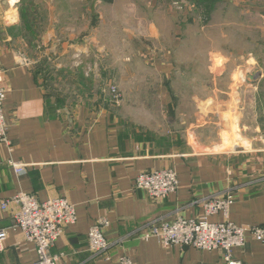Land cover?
Here are the masks:
<instances>
[{
  "label": "crops",
  "instance_id": "1",
  "mask_svg": "<svg viewBox=\"0 0 264 264\" xmlns=\"http://www.w3.org/2000/svg\"><path fill=\"white\" fill-rule=\"evenodd\" d=\"M43 2L49 9L56 5V0ZM21 5V0H0V86L7 92L3 112L8 143L0 145V203L26 193L38 201L65 197L74 205L76 222L50 249L60 255L59 264H119L122 255L135 264H222L221 249L164 246L159 238L143 235L152 223L198 219L205 213V199L228 195L233 197L229 221L264 225V145L216 152L182 149L172 139L162 142L128 130L103 110L54 111L41 71L33 65L32 43H48L55 36L51 28L44 35H29ZM33 12L29 22L36 31L40 18ZM8 160L24 164V172L16 173ZM165 168L176 172L178 188L162 201L135 187L139 173ZM13 207L0 208V229L12 225ZM102 217L108 221V248L95 255L87 233ZM206 219L218 223L225 216L219 211ZM231 253L242 264H264V245L249 233ZM36 258L34 244L19 230L8 229L0 264H35Z\"/></svg>",
  "mask_w": 264,
  "mask_h": 264
},
{
  "label": "rangeland",
  "instance_id": "2",
  "mask_svg": "<svg viewBox=\"0 0 264 264\" xmlns=\"http://www.w3.org/2000/svg\"><path fill=\"white\" fill-rule=\"evenodd\" d=\"M22 2L28 34L55 36L30 41L54 111L103 110L182 149L264 145V0Z\"/></svg>",
  "mask_w": 264,
  "mask_h": 264
},
{
  "label": "built area",
  "instance_id": "3",
  "mask_svg": "<svg viewBox=\"0 0 264 264\" xmlns=\"http://www.w3.org/2000/svg\"><path fill=\"white\" fill-rule=\"evenodd\" d=\"M6 89L0 86V145L8 144L6 139L7 125L3 112ZM16 173H23L25 165L8 160ZM135 187L147 192L156 202L162 201L178 188L177 174L172 168L152 170L139 173L135 179ZM233 202L228 195L223 198L211 197L203 201L204 215L198 219L178 217L172 222L152 223L144 238L157 237L164 246H192L201 250L221 249L224 251L222 264H242L232 257L233 247H242L247 233L264 245V225L244 227L227 219V211ZM13 205L12 225L0 229V251L4 248L7 230H19L27 241L34 244L37 258L35 264H59L60 255L53 254L50 249L64 230L76 222L74 205L65 197L50 198L38 201L32 194L19 193L11 199L0 203L5 210ZM222 211L225 220L210 223L206 215ZM108 226L102 217L89 228L87 233L88 247L92 254H100L107 250L108 242L104 229ZM119 264H135L128 256L118 258Z\"/></svg>",
  "mask_w": 264,
  "mask_h": 264
},
{
  "label": "trees",
  "instance_id": "4",
  "mask_svg": "<svg viewBox=\"0 0 264 264\" xmlns=\"http://www.w3.org/2000/svg\"><path fill=\"white\" fill-rule=\"evenodd\" d=\"M103 1L108 2V3L112 2V0H103ZM30 9L31 8H29V5L25 6L24 2H22V5L20 7V16H21V19L24 20L23 21L24 23L28 22L27 21V19H28L27 16H30V11H29Z\"/></svg>",
  "mask_w": 264,
  "mask_h": 264
}]
</instances>
